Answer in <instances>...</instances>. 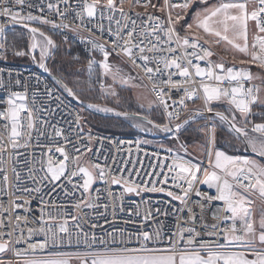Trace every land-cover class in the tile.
<instances>
[{
    "label": "snow or ice",
    "instance_id": "snow-or-ice-1",
    "mask_svg": "<svg viewBox=\"0 0 264 264\" xmlns=\"http://www.w3.org/2000/svg\"><path fill=\"white\" fill-rule=\"evenodd\" d=\"M196 2L204 6L194 14L197 31L191 32L193 24H187L178 30L176 25L184 16L179 12L174 16L173 10L186 12ZM60 3L65 5L64 10L60 9ZM45 4L49 11L56 12L61 17L60 23L44 15L24 11L25 8H36L38 12L43 13ZM250 4L253 5L251 11ZM70 7L69 0H57L56 3L52 0H38V3H34V0H0V18H3V22H0V59H7L11 50L14 56L32 55L35 60V49L40 46L36 42L38 35L44 40L40 52V67L49 71L43 61L47 50L56 47L55 42L39 28L30 27L29 22L37 21L50 24L53 28L68 29L71 25L64 20L67 19L66 14ZM137 7L143 8L144 11L134 12ZM76 8L79 9L75 15L80 25L75 26L73 30L85 27V30L90 32L85 25L86 18L89 22L97 17L101 22L105 19L108 21L106 27L103 23H98L96 27L101 33H108L111 39L106 43L111 44L112 52L96 40L88 41L103 54V61L100 62L104 70L103 75H110L114 83L128 84L134 78L121 75L119 68L113 69L108 63L113 52L118 56L127 57L134 67L141 68L144 75L153 81L152 90L170 123L180 118L178 111H168L170 107H177L175 101L172 105L168 103L171 90L182 89L179 107L187 109L186 101L202 100L204 103V109L194 110L189 119L203 117L205 112L212 114L208 117L213 121L212 126L206 125L201 129L208 137L210 149L215 145L218 121L221 128L244 142L246 152L250 150L258 157L264 158V99L259 95V87H245V82L253 80L251 72L236 69L234 66L225 67L222 59L221 62L211 59L214 55L211 45L219 44L223 40L250 57L249 60H241V64L255 63L264 69V0H217L211 4L209 0H180L178 3L163 0L159 6L152 0H78ZM149 8L153 11L150 12ZM154 12H160L166 18L155 15ZM250 21L255 23L257 29L251 46L248 42ZM113 24L115 28L112 27ZM15 25H22L32 35L30 52L17 50L15 43L8 40L6 29ZM201 30L205 35H200ZM181 31H184L183 35ZM230 31L232 38L227 35ZM205 36L216 39H206ZM237 40H242L243 43H238ZM94 63L96 62L89 61L90 73ZM4 71L0 68V88L6 86ZM8 76L11 78L12 74L8 73ZM173 77L180 79L174 80ZM15 83H21L19 77L15 79ZM101 87L104 85L101 84ZM63 88L70 96L78 99L67 84H63ZM165 88L168 89L167 92ZM111 95H116L114 89L111 90ZM26 100V93L11 92L7 99V110L0 111V118L11 121L10 131L8 124L3 126L7 135L0 134V264H72L73 259L79 261V264H264V248L256 246L257 243L264 245V213L257 226L250 208L254 202L250 196L258 193L259 198L264 200V165L258 160L215 150L208 153L211 171L208 168L201 169L199 163L187 161L177 164L174 161L173 164L179 168V173L173 176L172 180L181 192L178 194L167 191V195L186 206L189 218L185 223L190 226L179 228L168 236H163L159 229L151 233L142 231L138 235L121 232L123 238L119 240L112 232L98 235L85 230L83 221L87 213L82 216L76 214L81 213L82 208L100 207L96 203L99 196L92 195V186L97 180L105 184H123L125 192L136 195H140L141 191L164 192L165 188L156 187L155 184L146 187L134 183L124 175L111 174L99 163L81 166L80 156L91 151V147L86 146L85 152H81L80 147L75 144L73 149L78 155L73 157H69L64 146H56L54 152L52 148H48L47 151L53 154L47 156L46 169H40L43 175L38 179L34 175L35 170L29 168L25 178L18 168V157L21 155L18 150L28 147L32 140V130L36 128L32 111L24 103ZM221 102L227 105V109L215 110L213 104ZM254 105L261 111L254 112ZM103 110L140 121L136 127L145 132L173 131L168 124H156L136 114L107 107ZM25 112L28 115L26 123L22 124L21 113ZM252 117H259L260 122H254ZM79 119L77 115V122ZM188 122V119L183 121L184 124ZM45 123L42 121L41 127ZM180 128L181 124L175 125L177 131ZM54 133L56 137L63 135L61 129H54ZM42 135L43 132L37 129V137ZM88 139H92L91 135ZM54 153H59L63 159H54ZM69 161L74 169L69 173V182L71 177L80 175L82 183L73 187L86 194L73 205L75 213L49 211L45 215L42 209L40 216L31 220L29 215L21 214V209L25 213L31 211L30 198L33 193H41L42 185L51 184L49 191H55V182L65 176ZM168 170L172 171V168ZM132 175L134 173H128V176ZM28 180L33 186L28 185ZM177 180L181 183H176ZM167 181L168 177L165 175L163 182ZM200 184L206 185L208 189H215L216 194L201 192L196 187ZM95 191L98 194L100 190ZM193 193L201 197V201L193 204L199 206V214L193 212V206H188V199ZM40 198L43 201V195ZM212 201H223L224 207L219 210L222 214L212 213V222H209L207 216ZM103 207L107 209L108 205ZM69 218L74 221L71 227ZM197 223L201 226L200 231L197 230ZM222 223L224 227H221ZM91 227L95 228L96 225L93 223ZM40 235L43 236L42 241L33 240V237ZM133 242L135 246H132ZM21 245L23 247H20ZM37 250L42 253L46 251L47 258H29L34 256Z\"/></svg>",
    "mask_w": 264,
    "mask_h": 264
},
{
    "label": "built area",
    "instance_id": "built-area-1",
    "mask_svg": "<svg viewBox=\"0 0 264 264\" xmlns=\"http://www.w3.org/2000/svg\"><path fill=\"white\" fill-rule=\"evenodd\" d=\"M52 2L56 3L57 0H52ZM152 2L159 6L163 3V0H152ZM171 2L178 3L180 0H171ZM34 3H38V0H34ZM77 3L78 0H69L71 7L66 14L67 19L64 20L65 23L71 25L68 29L53 28L50 24H43L37 21L29 22V26L39 28L52 39L53 36H56L65 42L76 45L85 59L88 61H95L100 67V62L103 61V54L98 49H95L92 44L88 43V41L96 40L98 43L104 44L106 50L112 52L111 44L106 43V41H110L111 39L108 33H101L96 27L98 23H103L106 27L108 21L105 19L101 22L97 17L89 22L86 18L85 25L91 30L90 32L86 31L85 27L73 30L75 26L80 25V21L75 15V12L79 10L76 8ZM43 6L45 9L43 13L38 12L36 8H25L24 11H31L34 15H44L48 19L56 21V23L61 22V17L56 12L49 11L46 4ZM59 7L61 10H64L65 5L60 3ZM125 8L127 10V4L125 5ZM133 11L143 12L144 9L137 7ZM149 11L152 12L153 10L149 8ZM154 14L166 18L164 17V14L160 12H154ZM0 22H3V18H0ZM139 23L140 21L138 20V24ZM19 27H22V25L9 26L11 29H6V34ZM112 27L115 28V24H113ZM27 33L32 37L29 32ZM183 34L184 32H181V35ZM36 42L38 43L37 40ZM201 43H203V41H201ZM205 47L209 46L205 45ZM40 48L41 47L38 46L35 49V60H33L32 55H29V66H21L16 62H12L13 55L10 53H8L7 59H0V68L5 70L3 79L6 85L5 87L0 88V111L7 110V99L11 92H24L27 95V100L24 101V103H26L28 109L32 111L33 120L36 124V128L32 130V140L29 142L28 147L20 148L18 150V152L21 153L18 157L20 161L18 168L21 171V175L27 178L29 168H33L35 170L34 175L39 179V177L43 175V172L40 171L41 167L45 169L47 167V156L53 154L47 151L48 148H52L54 152L56 146H64L69 157H73L78 155L73 149L74 144L80 147L81 152H85V147L90 146L91 151L85 152L84 155L80 156L79 164L81 166L99 163L113 175H124L132 182L146 187H151L155 184L156 187H164L165 191H141L140 195H136L135 193L125 192L123 184L116 186L110 183L105 184L103 181H98L92 187V195L99 196L96 203L100 205V207L96 209L82 208L81 213H76L78 216H82L83 213L88 214L84 217L83 221L85 230H90L98 235L112 232L119 240L123 238L120 235L121 232L130 235H138L142 231H149L151 233L156 229H159L163 236H168L175 233L179 228L190 226L185 223L189 218L186 206L180 201L174 200L172 197L168 196L167 191H174L178 194L181 192V189L176 188L172 180V177L179 173V168L175 167L173 164L174 161L177 164L187 161L194 164L197 162L187 157V153L176 154L170 148L148 145L135 136H119L85 129L84 121H82V113L80 109H78L79 105L68 97L63 88V83L48 77L42 72V68L40 67L41 62L39 61L41 60ZM52 49V47L49 48L47 57L51 55ZM111 56L127 60L130 63V66L133 67V70H136L144 78L150 91L149 94H151L156 104L160 106L165 116L164 118H166L164 124H168L169 127L173 128V131L171 132L155 131L154 136H157V138L161 140L171 142L173 140H179L181 131L190 123L195 124L202 121L204 127L206 125L208 127L212 126L213 121L208 119V117H211V113L205 112L203 117L189 119L194 110L204 109V103L202 100L186 101L187 109L179 107V100L183 94L182 89L179 91L176 89L171 90L168 103L169 105H172L175 101L177 107L175 109L170 107L168 111H178L180 113V118L179 120H173L170 123L163 106L159 104L157 95L152 90L153 81H150L147 76L144 75L141 68L134 67L127 57L118 56L115 52H113ZM211 59L214 61L213 56ZM137 63H139V61H137ZM201 63L203 66V62ZM232 66L236 69L248 70L251 72L252 76H254V73L250 68H245L242 65L225 64V67ZM8 73L12 74L11 78L8 76ZM17 77H19L21 81L19 85L15 83ZM173 79L178 80L180 78L173 77ZM249 86L259 87V95L260 97L262 96V90L264 89L263 81H258L253 77L252 81L245 82V87ZM165 91L167 92L168 89L165 88ZM57 97L59 99H57ZM219 104H213L215 110H222L218 107ZM256 108L257 107L254 105V112V109ZM27 115V112L21 113L22 124L26 123ZM77 115L80 117L78 122L76 120ZM254 118L255 117H252L255 122ZM185 119L189 120L187 124L183 123ZM42 121L46 122L43 127H41ZM10 122L11 121H5L0 118V134L7 135L3 126L8 124L10 131ZM77 123L79 124V127H77ZM178 123L181 124V128L177 131L175 125ZM216 123L218 124L219 122L217 121ZM37 129L43 132L42 136L37 137ZM54 129H61L63 135L56 137ZM23 130L24 129H21V131ZM89 135L92 137L91 140L88 139ZM65 137H67V141H65ZM183 148L186 151V148ZM53 158L63 159L59 153H54ZM25 161H27V163H25ZM200 166L201 169L208 168V170L211 171V167L208 165V158L204 159ZM161 168L163 169L162 171ZM169 168H172V171H169ZM73 170L71 161H69L68 171L65 173V176H63L60 181L55 182L57 185L55 191H49L52 187L51 184L42 185L41 193H33L30 198L29 207L31 211L25 213L24 210L21 209L19 210L20 213L29 215L30 220L38 218L42 209L45 215L49 211H52L53 213H75L73 205L86 194H84L81 189L73 187V185L82 183L80 175L71 177L69 182V173ZM130 172L134 173V175L128 176V173ZM165 175L168 177L167 183L163 182V177ZM27 183L30 187L33 186L30 180H28ZM176 183H181V181L177 180ZM196 187L201 192H206L211 195L216 194L215 189H208L206 185L200 184ZM96 189L100 190L98 194L95 191ZM109 193H111V195H109ZM41 195H43V201L40 198ZM197 201H201V197H197L194 193L190 194L188 206H193L194 202ZM104 205H108V208L105 209L103 207ZM194 207L195 206H193V212ZM223 207V201H212L208 209V221L212 222V213L222 214L219 210ZM181 209L184 210L181 211ZM199 213L200 211L196 214ZM73 223L74 221L69 218L70 227ZM93 223L96 225L95 228L91 227ZM224 226L225 225L222 223L221 227ZM196 227L198 231L201 230L199 223H197ZM33 240L42 241L43 236H35L33 237ZM132 246H135L134 242ZM20 247L23 246L21 245ZM8 256H10V254H8ZM29 258L45 259L47 258V252L45 251L42 253L40 250H37L35 255L30 256Z\"/></svg>",
    "mask_w": 264,
    "mask_h": 264
},
{
    "label": "rangeland",
    "instance_id": "rangeland-1",
    "mask_svg": "<svg viewBox=\"0 0 264 264\" xmlns=\"http://www.w3.org/2000/svg\"><path fill=\"white\" fill-rule=\"evenodd\" d=\"M216 2L217 0L209 1L210 4ZM203 7L204 6L201 4H192L186 12H183L180 9H174V16L177 12L184 16V19L181 20L178 25H176L177 29L181 30L182 26L193 24V29L191 30V32H196L197 29L195 28L194 14L196 11L201 10ZM252 7L253 5L250 4L249 11H251ZM256 33L257 29L255 27V23L250 21L248 30L249 46H251ZM200 35H205L202 30L200 32ZM227 35L232 38L233 34L230 31L229 33H227ZM7 37L9 41H13L15 43V47L17 50H23L25 52L31 51L30 48L31 44L33 43V38L30 37V35L26 31L14 30L12 32H9L7 34ZM205 38L211 40L216 39L215 37L208 36H205ZM36 40L38 41L40 47H42L44 44L43 38L36 36ZM54 42L56 47L52 49L51 55H49L48 57L47 54L49 52V49L47 50L43 62H46V60H48V69L50 73L52 72L51 69L56 71V73H59L60 76L58 78L62 81L63 84H67L69 88H72L73 92L76 93V96L81 101H83L88 106H98H89V108H91L93 111L104 114H115L114 112H106L103 110L105 107H107L113 108L116 111L120 112L142 115L144 116V118L148 119L159 118L161 121L160 124L163 125L165 123L166 118H164L165 116L160 106L156 104L151 94H149L150 91L146 82L144 81V78L136 70H133V67L130 66V63L127 60L111 55L109 56L108 60V63L113 67V69L119 68L121 70V75L131 76L134 78L130 80L128 84L122 85L119 82L114 83L110 75H103L104 70L102 66L99 67L97 63H94L92 65V72L90 73L88 70L89 63L81 60L78 54L73 55V57L70 56L73 51V47H71V44L60 39L58 41L57 39H55ZM236 42L241 44L243 43L242 40H237ZM211 48L214 52L213 60L215 62H221L222 59L226 65H242L245 68L250 69L252 67L260 68L258 64L255 63L241 64V60H249L250 57L244 53H241L226 41L221 40L219 44H212ZM9 53L11 54V50H9ZM25 60H29V55L19 57L13 55L12 57V62L16 63H21ZM39 61L41 62V60ZM260 70L264 72V69L260 68ZM252 71L254 72L253 69ZM261 80L264 82L263 77H261ZM101 84L104 85L103 88L101 87ZM109 86H111V89H109ZM112 89H114L116 95H111ZM261 99H264V89L262 90ZM17 103H20V101H17ZM219 105V108H223L224 110L227 109V105L223 102H221ZM78 107L83 116L82 121H84L85 129L99 132V130L94 127L91 121L93 113L89 110L82 109V107L80 106ZM254 110L255 112L261 111L260 108H256ZM125 120L134 131L130 136L138 137L143 143H146L148 145L170 148L176 154L187 153V157L199 164H201L204 159L208 158L209 151L214 152L215 150H221L228 155L248 156L250 159H256L260 164L264 165V160L258 158L251 151L246 152V145L244 144V142L240 139H237L234 134H230L226 129L221 128L219 123L217 124L215 145L210 149L208 144V137L204 131H201V129L204 128L202 121L195 123V126L193 125V127L190 128L191 131L189 132L190 135L188 136V138L183 139L180 137L179 140H173L170 142L156 138V136H154L155 130L151 132H145L142 128L136 127V124L140 121L132 119ZM221 132H223L224 135ZM183 147L186 148L187 152ZM91 165L92 164H89L88 166ZM210 170L212 169L210 168ZM98 181L100 180H97L96 183ZM96 183H94L93 186ZM250 199L254 201L250 205V208L253 214V219L256 220V217H258L257 212L261 211V213H264V200H261L259 198L258 193L250 196Z\"/></svg>",
    "mask_w": 264,
    "mask_h": 264
},
{
    "label": "trees",
    "instance_id": "trees-1",
    "mask_svg": "<svg viewBox=\"0 0 264 264\" xmlns=\"http://www.w3.org/2000/svg\"><path fill=\"white\" fill-rule=\"evenodd\" d=\"M195 4H199V3H195ZM195 4H193V5H195ZM16 30L25 31L21 28H17ZM53 38H54V40L57 39V41L60 39V38H57L56 36L55 37L53 36ZM67 43H69V42H67ZM69 44H71L72 45L71 47H73L72 54L70 55L71 57H73V55H75V54H78L80 56L81 60L89 63V61L87 59H85V57L82 55V53H80V51H79L78 47H76V45H74L72 43H69ZM17 64L18 65L20 64L21 66H29L30 60H25V61H22L21 63L19 62ZM48 66H49V64H48ZM252 69L254 71H261L257 67H252ZM51 70H52V72H51L52 74L56 75L57 77L60 76L59 73H56V71H54L53 69H51ZM218 107H220V105ZM150 119L156 124H160V122H161L159 118H155V119L150 118ZM254 119L256 122H260L259 117H255ZM91 121H92L94 127L97 130H99V132H102V133L114 134V135H119V136H130L134 132L133 129L131 128V126L126 122L125 119L113 118V117H101V116H97V115L95 116V114L94 115L92 114V120ZM193 125L195 126L194 123H190L186 128H184L180 133V137L183 139L188 138V136L190 135L189 132L191 131L190 128H192ZM221 133L223 134V132H221ZM156 138H157V136H156ZM192 141H194V140H192Z\"/></svg>",
    "mask_w": 264,
    "mask_h": 264
},
{
    "label": "water",
    "instance_id": "water-1",
    "mask_svg": "<svg viewBox=\"0 0 264 264\" xmlns=\"http://www.w3.org/2000/svg\"><path fill=\"white\" fill-rule=\"evenodd\" d=\"M19 28H21V29H23V30H25V31H27V32H29L28 31V29H26V28H24L23 26L22 27H19ZM9 29H11V28H9ZM30 33V32H29ZM46 35V34H45ZM38 36V35H37ZM47 36V35H46ZM49 37V36H48ZM52 39V38H51ZM53 40V39H52ZM45 64H46V66L48 67V60H46V62H44ZM42 72L43 73H45L48 77H50V78H52V79H55V80H57V81H59V82H62L56 75H54V74H52V73H50V72H48V71H45L43 68H42ZM63 85V84H62ZM66 92V91H65ZM66 94L68 95V97H70L77 105H79L80 107H82V109H85V110H89L90 112H92L93 114H95V116L96 115H98V116H101V117H113V118H120V119H127V118H125V117H123V116H116L115 114H104V113H100V112H97V111H93L91 108H89V106L87 105V104H85L83 101H81L79 98L77 99V98H75V97H73V96H70L67 92H66ZM137 115V114H136ZM138 116H140V117H143L144 118V116H142V115H138ZM145 119H147V120H150V119H148V118H145ZM151 121V120H150ZM254 154V153H253ZM254 155H256V154H254ZM257 156V155H256ZM116 186H119V185H116Z\"/></svg>",
    "mask_w": 264,
    "mask_h": 264
},
{
    "label": "crops",
    "instance_id": "crops-1",
    "mask_svg": "<svg viewBox=\"0 0 264 264\" xmlns=\"http://www.w3.org/2000/svg\"><path fill=\"white\" fill-rule=\"evenodd\" d=\"M251 69H252V68H251ZM259 69H260V68H259ZM253 73H254V76H253V77H254L256 80H258V81H262V80H261V77L264 78V72H262V71H254ZM220 109L224 110L223 108H220ZM249 151H250V150H249ZM257 157H258V156H257ZM258 158L264 160V158H261V157H258ZM261 214H262L261 211H260V212H257L258 217H256V220L254 219V221L256 222V225H257V226H258L259 220H260V218H261ZM256 246H257L258 248H264V245H260L259 243H257ZM249 258H252V257L249 256ZM72 264H79V261L73 259Z\"/></svg>",
    "mask_w": 264,
    "mask_h": 264
},
{
    "label": "bare ground",
    "instance_id": "bare-ground-1",
    "mask_svg": "<svg viewBox=\"0 0 264 264\" xmlns=\"http://www.w3.org/2000/svg\"><path fill=\"white\" fill-rule=\"evenodd\" d=\"M199 211H200L199 206H195V207H194V213H197V212H199Z\"/></svg>",
    "mask_w": 264,
    "mask_h": 264
}]
</instances>
